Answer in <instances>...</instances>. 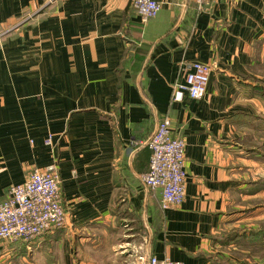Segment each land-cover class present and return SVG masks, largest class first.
<instances>
[{
  "label": "crops",
  "instance_id": "0c3cea01",
  "mask_svg": "<svg viewBox=\"0 0 264 264\" xmlns=\"http://www.w3.org/2000/svg\"><path fill=\"white\" fill-rule=\"evenodd\" d=\"M157 1L143 24L133 0H0V202L54 165L68 214L35 242L0 241V264H231L224 235L264 184L249 149L264 135V0ZM196 61L205 98L175 101ZM164 119L186 143L169 210L143 181Z\"/></svg>",
  "mask_w": 264,
  "mask_h": 264
},
{
  "label": "built area",
  "instance_id": "2783aa9c",
  "mask_svg": "<svg viewBox=\"0 0 264 264\" xmlns=\"http://www.w3.org/2000/svg\"><path fill=\"white\" fill-rule=\"evenodd\" d=\"M132 4L143 24L157 18L162 8L157 0H133ZM211 71L209 65L198 61L191 63L184 82L175 87V101H181L184 92L192 100L204 99ZM147 146L151 156L149 171L143 176L144 183L161 193L163 210L181 206L186 196L185 140L174 137L171 121L164 119ZM67 216L57 167L35 169L25 183L13 186L8 198L0 202V241L9 244L35 242L48 232L64 228ZM150 264L183 263L152 258Z\"/></svg>",
  "mask_w": 264,
  "mask_h": 264
},
{
  "label": "rangeland",
  "instance_id": "374dc122",
  "mask_svg": "<svg viewBox=\"0 0 264 264\" xmlns=\"http://www.w3.org/2000/svg\"><path fill=\"white\" fill-rule=\"evenodd\" d=\"M262 146V143H258ZM264 163V162H263ZM257 180L264 182V166L261 165L260 174L256 176ZM257 185V184H254ZM264 184L262 187H257L247 193L257 192L260 195L256 199L247 200L245 207H248L239 217V222L229 229V234L236 230H251L264 232ZM231 259V264H264V238L261 243L252 244L248 240L237 239L234 245L229 247L226 253Z\"/></svg>",
  "mask_w": 264,
  "mask_h": 264
},
{
  "label": "trees",
  "instance_id": "16d2710c",
  "mask_svg": "<svg viewBox=\"0 0 264 264\" xmlns=\"http://www.w3.org/2000/svg\"><path fill=\"white\" fill-rule=\"evenodd\" d=\"M133 7V4H132ZM135 10V9H134ZM261 93V97L264 98V87L259 90ZM263 142L262 146H258L259 144H250L249 149L250 151H253L255 156L259 159V161L264 162V135L262 136ZM264 238V232L262 231H251V230H236L232 234H225L224 235V241L226 246H232L234 243H236L237 239H244L248 240L252 244L261 243L262 239Z\"/></svg>",
  "mask_w": 264,
  "mask_h": 264
}]
</instances>
